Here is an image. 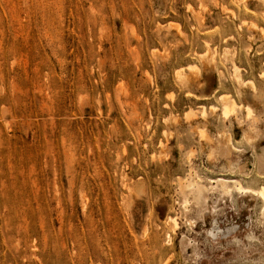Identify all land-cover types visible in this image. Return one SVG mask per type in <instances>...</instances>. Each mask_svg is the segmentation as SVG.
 Wrapping results in <instances>:
<instances>
[{
	"label": "rangeland",
	"instance_id": "1",
	"mask_svg": "<svg viewBox=\"0 0 264 264\" xmlns=\"http://www.w3.org/2000/svg\"><path fill=\"white\" fill-rule=\"evenodd\" d=\"M218 178L264 184V0H0V264H264Z\"/></svg>",
	"mask_w": 264,
	"mask_h": 264
},
{
	"label": "bare ground",
	"instance_id": "2",
	"mask_svg": "<svg viewBox=\"0 0 264 264\" xmlns=\"http://www.w3.org/2000/svg\"><path fill=\"white\" fill-rule=\"evenodd\" d=\"M193 69L196 68V66H192ZM236 74L238 75V68H235ZM226 105V104H225ZM234 111V109L230 106H226L223 110V115L225 117H229V115ZM248 114H250V111H247ZM203 115L205 114V110L202 111ZM205 116V115H204ZM246 138L249 140L250 137L247 135ZM229 141V140H228ZM234 148V147H233ZM236 149V148H234ZM230 152H231V148H230ZM192 154V152H191ZM235 155V154H233ZM211 156V155H210ZM190 158V157H189ZM239 158V157H238ZM235 163V162H234ZM236 163H238V160L236 161ZM238 167V166H237ZM232 169H236V168H232ZM249 175V174H248ZM247 176V175H246ZM244 177V176H243ZM261 177V176H260ZM245 179V178H243ZM247 179H249L247 177ZM217 183V188H219V190L224 194V195H231L233 190H237L239 192H244V193H248V192H252L254 194H257V196L262 199L264 201V184L260 185V187L258 189H251V188H245L244 186H242L241 184H239L236 180H227V179H223V178H218L216 180ZM211 184V183H210ZM188 190H190V192L194 195V198L197 202L203 201L205 199V194L208 193L209 189L207 188V186H204L200 183H197L196 181H191L189 182V184L186 186ZM215 187V186H214ZM211 189H213V187L211 186ZM253 195V194H252ZM255 196V195H254ZM167 219V223H171L173 226L177 225L176 219H174L173 217H167L165 218ZM165 224V223H164ZM168 230V228H167ZM166 230V232H167ZM218 230V229H217ZM171 231V230H169ZM214 235V234H213ZM170 238V235L168 233V239ZM167 240V239H166ZM171 240V239H170ZM168 241V240H167ZM166 242V241H165ZM164 244V241H163ZM163 246V245H162ZM160 251V250H159Z\"/></svg>",
	"mask_w": 264,
	"mask_h": 264
}]
</instances>
